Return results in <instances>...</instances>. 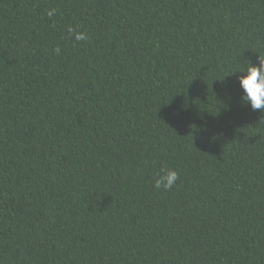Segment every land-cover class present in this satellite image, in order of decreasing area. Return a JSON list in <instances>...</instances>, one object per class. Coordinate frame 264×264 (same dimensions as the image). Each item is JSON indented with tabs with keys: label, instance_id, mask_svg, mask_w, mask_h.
<instances>
[{
	"label": "trees",
	"instance_id": "16d2710c",
	"mask_svg": "<svg viewBox=\"0 0 264 264\" xmlns=\"http://www.w3.org/2000/svg\"><path fill=\"white\" fill-rule=\"evenodd\" d=\"M258 57L264 0H0V264H264Z\"/></svg>",
	"mask_w": 264,
	"mask_h": 264
},
{
	"label": "clouds",
	"instance_id": "9594fccd",
	"mask_svg": "<svg viewBox=\"0 0 264 264\" xmlns=\"http://www.w3.org/2000/svg\"><path fill=\"white\" fill-rule=\"evenodd\" d=\"M51 14V13H50ZM77 41L87 40L88 37L83 32H73L69 28ZM259 63L248 62L244 67L231 73H241L237 76L239 86L242 90L240 97L241 105H248L253 110L264 112V58L258 57ZM178 172L171 167H161L160 171L153 178V186L156 189L171 190L177 183Z\"/></svg>",
	"mask_w": 264,
	"mask_h": 264
}]
</instances>
